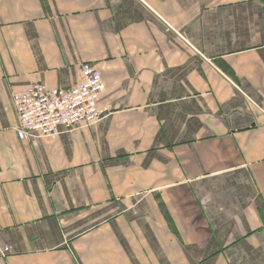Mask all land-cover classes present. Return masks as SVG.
Returning <instances> with one entry per match:
<instances>
[{"label":"crops","instance_id":"1","mask_svg":"<svg viewBox=\"0 0 264 264\" xmlns=\"http://www.w3.org/2000/svg\"><path fill=\"white\" fill-rule=\"evenodd\" d=\"M84 65L106 115L21 140L11 95ZM0 250L264 264V0H0Z\"/></svg>","mask_w":264,"mask_h":264},{"label":"built area","instance_id":"2","mask_svg":"<svg viewBox=\"0 0 264 264\" xmlns=\"http://www.w3.org/2000/svg\"><path fill=\"white\" fill-rule=\"evenodd\" d=\"M168 31H173L167 27ZM175 35L179 36L176 32ZM106 89L98 71L82 66L80 81L68 89L49 88L38 82L11 95L18 118L17 135L23 140L36 134L55 135L59 127L74 131L89 127L103 118L107 110L98 107V100ZM5 252L0 250V256Z\"/></svg>","mask_w":264,"mask_h":264}]
</instances>
